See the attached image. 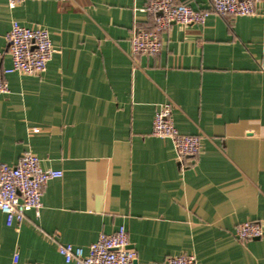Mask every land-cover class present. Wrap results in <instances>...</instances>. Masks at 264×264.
Segmentation results:
<instances>
[{"label": "crops", "instance_id": "0c3cea01", "mask_svg": "<svg viewBox=\"0 0 264 264\" xmlns=\"http://www.w3.org/2000/svg\"><path fill=\"white\" fill-rule=\"evenodd\" d=\"M150 0H0V52L12 23L43 28L53 54L43 74L5 76L0 161L25 152L62 176L48 181L38 214L7 226L0 264H66L59 245L84 251L125 227L136 264L193 255L197 264H264V235L241 241L246 221L264 230V2L249 16L210 10L203 24L172 23L156 55H133L134 27L152 29ZM209 10V0H176ZM2 66L11 60L4 54ZM169 103L176 129L200 135L181 164L151 133ZM37 129L36 131H34Z\"/></svg>", "mask_w": 264, "mask_h": 264}, {"label": "built area", "instance_id": "2783aa9c", "mask_svg": "<svg viewBox=\"0 0 264 264\" xmlns=\"http://www.w3.org/2000/svg\"><path fill=\"white\" fill-rule=\"evenodd\" d=\"M13 8L24 0H7ZM209 10L193 9L176 0H150L144 9L153 16L152 29L134 27L130 34L133 55H156L161 48L160 34L172 23L182 26L203 24L210 10L220 15L249 16L256 13L257 4L264 0H209ZM6 49L0 52V94L9 93L5 76L18 73L34 77L43 74L53 54L49 33L43 28H29L13 22L5 36ZM9 55L11 66L4 68L2 58ZM169 103L159 105L152 121V135L172 143L176 159L183 164L200 154L202 137L184 135L175 127ZM35 129L34 131H36ZM62 176L59 170L44 169L40 159L25 152L18 162L8 165L0 161V211L7 226L22 222L28 210L37 214L42 207V192L48 181ZM264 230L260 223L246 221L235 228V237L245 241L260 238ZM58 252L66 264H134L135 250L129 248L125 227L120 226L111 234L101 233L84 251L70 244L59 245ZM10 264H30L20 259L19 252L12 255ZM155 264H197L193 255H176Z\"/></svg>", "mask_w": 264, "mask_h": 264}, {"label": "water", "instance_id": "95a60500", "mask_svg": "<svg viewBox=\"0 0 264 264\" xmlns=\"http://www.w3.org/2000/svg\"><path fill=\"white\" fill-rule=\"evenodd\" d=\"M134 264H136V262Z\"/></svg>", "mask_w": 264, "mask_h": 264}]
</instances>
